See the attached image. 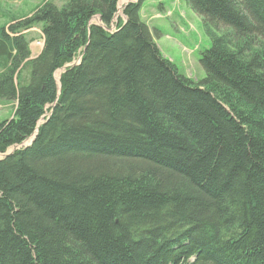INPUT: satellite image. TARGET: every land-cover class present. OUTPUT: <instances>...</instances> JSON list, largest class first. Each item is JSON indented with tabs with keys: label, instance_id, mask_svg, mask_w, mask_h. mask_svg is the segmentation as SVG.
Returning a JSON list of instances; mask_svg holds the SVG:
<instances>
[{
	"label": "trees",
	"instance_id": "16d2710c",
	"mask_svg": "<svg viewBox=\"0 0 264 264\" xmlns=\"http://www.w3.org/2000/svg\"><path fill=\"white\" fill-rule=\"evenodd\" d=\"M118 1L0 25V154L36 131L0 159V264H264V0H186L211 38L199 82L142 0L108 31Z\"/></svg>",
	"mask_w": 264,
	"mask_h": 264
},
{
	"label": "rangeland",
	"instance_id": "374dc122",
	"mask_svg": "<svg viewBox=\"0 0 264 264\" xmlns=\"http://www.w3.org/2000/svg\"><path fill=\"white\" fill-rule=\"evenodd\" d=\"M45 0H0V25H5L11 18L29 15ZM60 5L64 0H51ZM127 0H119L116 12L108 31L115 30L118 21H124L123 7ZM140 18L144 21L153 34V39L160 49L163 57L172 62L178 72L190 78L193 82H199L205 77L204 69L200 64L202 53L210 48L211 38L207 34L202 18L195 13L186 0H142ZM91 24L102 23L98 16H94ZM25 35L30 39V58L36 57L42 47L43 40L40 28L35 26ZM80 50L71 64L55 70L54 78L60 86V77L68 66H72L79 60ZM12 115L11 103H0V122L9 119ZM31 138L22 145L11 147L7 152L27 146ZM4 154H0V159Z\"/></svg>",
	"mask_w": 264,
	"mask_h": 264
},
{
	"label": "water",
	"instance_id": "95a60500",
	"mask_svg": "<svg viewBox=\"0 0 264 264\" xmlns=\"http://www.w3.org/2000/svg\"><path fill=\"white\" fill-rule=\"evenodd\" d=\"M35 135H36V132H35L34 135L32 136L31 142L34 140ZM31 142H30V143H31ZM10 153H12V151H11V152H7V153H5L4 156L9 155Z\"/></svg>",
	"mask_w": 264,
	"mask_h": 264
},
{
	"label": "bare ground",
	"instance_id": "6f19581e",
	"mask_svg": "<svg viewBox=\"0 0 264 264\" xmlns=\"http://www.w3.org/2000/svg\"><path fill=\"white\" fill-rule=\"evenodd\" d=\"M108 30V29H107ZM57 83V82H56Z\"/></svg>",
	"mask_w": 264,
	"mask_h": 264
}]
</instances>
